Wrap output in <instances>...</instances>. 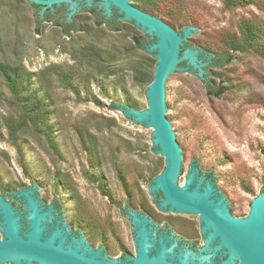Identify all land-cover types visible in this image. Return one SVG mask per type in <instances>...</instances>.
<instances>
[{
    "label": "rangeland",
    "instance_id": "1",
    "mask_svg": "<svg viewBox=\"0 0 264 264\" xmlns=\"http://www.w3.org/2000/svg\"><path fill=\"white\" fill-rule=\"evenodd\" d=\"M143 4L181 35L196 16L207 27L209 36H198L186 48L204 64L202 73L186 65L171 83L179 96L175 102L169 97L184 135L179 142L190 150L182 185L202 166L201 183L207 178L226 188L245 210H235V217L245 218L264 190V0H139L135 7L144 9ZM35 16L25 0H0V64L21 66L30 76L12 89L0 74V159L21 182L19 192L38 189L28 174L32 143L56 183L48 211L59 208L73 225L60 197L67 179L83 202L80 237L86 238L81 229L90 220L98 246L106 248L109 234L115 256L127 253L125 242L134 251L127 213L145 216L146 195L154 216L173 233L180 236L172 224L187 222L182 238L201 243L199 219L171 218L148 191L164 168L152 131L124 116L125 97L118 104L101 87L121 84L145 109L156 65L146 47L155 39L128 21L118 22L116 32L97 26L91 12L68 36L49 22L37 34ZM244 21L254 26L252 39L243 35ZM135 37L143 38L142 47ZM227 53L233 55L228 65H211V54ZM206 81L222 87V95H207ZM0 191L22 210L4 191L1 176Z\"/></svg>",
    "mask_w": 264,
    "mask_h": 264
},
{
    "label": "water",
    "instance_id": "2",
    "mask_svg": "<svg viewBox=\"0 0 264 264\" xmlns=\"http://www.w3.org/2000/svg\"><path fill=\"white\" fill-rule=\"evenodd\" d=\"M38 7V18L56 7L66 8V20L72 16L76 24L96 7L104 18L113 13L116 20L128 21L138 26L145 37L155 39L146 49L156 58L152 81L146 91L147 107L142 105L121 85L101 87L119 104L125 97L129 108L122 105L126 118L142 130L152 131V143L156 158L164 159V168L148 186L156 207L171 218L199 219L204 246L198 254L178 249L169 242L167 232H156L154 225L164 226L154 216L145 195V216L127 213L130 219L135 257L126 262L108 259L100 250L83 246L85 238L77 236L82 201L67 179L61 200L73 225L57 208L48 211L55 182L48 178L50 169L43 155L31 143L30 169L28 174L38 181V189L19 192L21 182L0 159V176L4 179V191L16 199L22 210L8 203L0 191V264H264V192L250 204L245 218H236L235 210L244 215L245 210L224 187L205 179L200 166L187 177L182 185L189 149L179 141L184 137L174 123L175 102L179 96L171 83L188 65L202 73L204 65L195 52L186 49L198 36H209L206 25L196 16L191 29L179 34L165 19L136 6L139 0H25ZM84 10V11H81ZM154 225H153V224ZM183 236L188 224L171 225ZM86 240L98 247L96 224L90 220L81 229ZM156 240V242H153ZM127 253L132 249L125 242ZM106 250L115 256V238L107 234ZM221 251L222 257L214 261L208 253ZM205 252V255L202 254Z\"/></svg>",
    "mask_w": 264,
    "mask_h": 264
},
{
    "label": "trees",
    "instance_id": "3",
    "mask_svg": "<svg viewBox=\"0 0 264 264\" xmlns=\"http://www.w3.org/2000/svg\"><path fill=\"white\" fill-rule=\"evenodd\" d=\"M136 1V0H135ZM236 3V2H234ZM33 7L34 10H37L38 7L35 5H31ZM142 8L146 9L147 7L143 4L141 6ZM151 9H154V7H152ZM141 10V9H140ZM143 10V9H142ZM90 12L93 14L94 16V21L95 24L97 26H100L101 24H104L106 29L112 32H116L119 30V26L118 23H116L114 20H110V21H103L101 17H99L94 10H90ZM35 17H36V25H35V33H39L40 32V21H38L37 18V13H35ZM46 22L51 21L50 19V15H46L45 20ZM54 25L59 27V29L61 30V32L68 36L71 32H77L79 30L78 25L76 24V22L72 23L71 25H66L64 23H59V22H54ZM241 29L243 31V35L245 36V38L248 39H252L256 33L254 31V26L252 24H250L249 22H242L241 24ZM143 38H134V43L137 47H142L143 45ZM234 51L236 49H233ZM210 60H211V65L213 67H223L228 65L232 59H233V55L232 54H224V55H220V56H215V55H210ZM0 74L3 76L4 80L8 83V85L14 89L17 86L18 83V79L26 76L28 78H30L29 75H27L23 68L20 66L19 69L17 68H11L8 65H3L0 64ZM205 87H206V93L207 95L211 96V97H219L222 95L223 93V88L219 87V86H215L211 81H206L205 82ZM264 153V150H263ZM261 192H264V190H262Z\"/></svg>",
    "mask_w": 264,
    "mask_h": 264
},
{
    "label": "flooded vegetation",
    "instance_id": "4",
    "mask_svg": "<svg viewBox=\"0 0 264 264\" xmlns=\"http://www.w3.org/2000/svg\"><path fill=\"white\" fill-rule=\"evenodd\" d=\"M90 10H94L95 13L99 17H101L103 21L107 22V21H110V20H114L116 23H118V21L116 20L117 15L115 13H113L111 15V17H109V18H104L101 15L100 11H98L96 9V7L85 9V11H88V12ZM81 11H84V10H81ZM35 13L38 14V9L35 10ZM46 15H50L51 21H49V23L52 24V25H54V22L64 23L66 25H71L72 23L75 22L74 15L72 16L71 21L67 22V20H66V8L64 6L56 7L52 12L46 11L44 13V16H43L42 20H40V18H38V15H37L38 21H40L41 23L42 22H46V21H44L45 18H46ZM101 25L105 27L104 24H101ZM199 173L201 175H203V176H206V175H204L201 172H199ZM154 227H155L156 232H160L161 231V232H167L169 234V242L175 244L174 253H173L174 256H176V253L178 252V249H182L183 251H189L190 252V255L188 256V258H190L191 254H194V255L198 254V249H200V248H202L204 246L203 236H202V234L200 232V228L199 227L198 228H199V234H200L201 243H197L195 240L185 239V238H182V237L178 236L177 234L173 233L171 231V229L167 225H164V226H156V225H154ZM80 235L81 234L77 233V236H80ZM132 237H133V234H132ZM153 242H156V240H154ZM83 246H87V248H90L93 251L100 250L101 253L104 254L108 259L115 260V261H118V262H123V261L126 262V261L129 260V258L135 257V246L134 245H133L134 251H133L132 254L121 253L118 256H109L108 253H107V250H106V248L104 246L93 247L92 245L89 244V242L86 240V238L83 241ZM202 254L205 255V252H202ZM208 254L211 255V258L214 261H217L218 258L222 257L221 251H217L215 253L213 251H211ZM197 262H198L197 259L194 257L193 258V263L196 264Z\"/></svg>",
    "mask_w": 264,
    "mask_h": 264
}]
</instances>
